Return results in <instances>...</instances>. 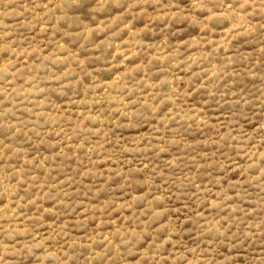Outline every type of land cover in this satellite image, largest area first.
Returning <instances> with one entry per match:
<instances>
[{
	"label": "rangeland",
	"instance_id": "1",
	"mask_svg": "<svg viewBox=\"0 0 264 264\" xmlns=\"http://www.w3.org/2000/svg\"><path fill=\"white\" fill-rule=\"evenodd\" d=\"M0 264H264V0H0Z\"/></svg>",
	"mask_w": 264,
	"mask_h": 264
}]
</instances>
